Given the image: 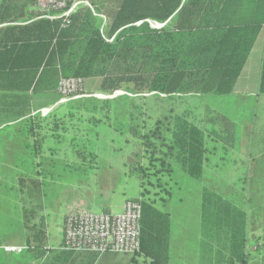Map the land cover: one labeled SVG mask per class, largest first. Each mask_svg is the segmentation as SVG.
<instances>
[{
    "label": "trees",
    "instance_id": "obj_1",
    "mask_svg": "<svg viewBox=\"0 0 264 264\" xmlns=\"http://www.w3.org/2000/svg\"><path fill=\"white\" fill-rule=\"evenodd\" d=\"M86 1L91 6L81 4L67 22L38 14L28 25L7 27L31 37L0 47V92L13 98L15 104L5 105L11 111L5 122H16L21 134L32 139L30 154L36 156L44 137L38 121L30 116L35 96L62 99L58 92L62 77L81 78L83 94L125 91L112 98L84 96L62 103L52 112L65 111L67 115H54L51 130L59 137L61 131L65 135L79 127L73 121L84 119L81 116L108 122L113 113H123L128 134L136 141L130 152L129 171L140 180L142 196L151 188L155 190L154 198H134L142 199L143 208L141 248L136 255L142 254L152 264H168L170 219L161 206L172 196L176 167L202 179L210 154L217 152L216 147L208 146L209 139L220 142L225 150L232 148L237 124L211 107H205L202 113H197V107H187L150 127L144 93L166 94L171 99L231 94L247 56L242 55L243 39L255 37L263 23L259 19L242 27L225 24L226 7L236 0ZM261 7L262 13L264 4ZM100 14L107 17V23ZM148 18L160 23L170 21L155 29L146 21ZM139 21L143 22L137 24ZM259 92L264 94V56ZM66 139L76 159L96 162V152L81 145L79 136ZM43 176V167L32 166L17 174L15 186L25 189L30 202L36 201L44 195ZM203 194L204 208H208L216 193L206 187ZM36 203L35 208L26 207L21 216L28 236L20 255L51 264L45 216H38ZM43 206L42 201L39 208ZM3 251L0 262L7 252Z\"/></svg>",
    "mask_w": 264,
    "mask_h": 264
},
{
    "label": "rangeland",
    "instance_id": "obj_2",
    "mask_svg": "<svg viewBox=\"0 0 264 264\" xmlns=\"http://www.w3.org/2000/svg\"><path fill=\"white\" fill-rule=\"evenodd\" d=\"M248 1L249 7L252 1H257L259 5L264 4V0ZM107 20V17L106 19L103 18L104 23H107ZM104 34L107 36V28ZM144 95H146V120L150 127L172 112L180 111L183 107L187 108L186 103H188L199 104L201 111L197 113H202L205 107L221 108L228 112L238 124L239 139L243 131L250 127V120L253 118L255 121V145L260 138L261 131L264 130V97L262 96L257 98L247 96L245 93L208 95L200 98L185 97L188 100L186 101L180 100L184 98L171 99L166 94H156V92L153 94L152 92L144 93ZM97 117L101 118L100 115ZM126 120L127 118L120 112L113 113L108 122L105 119L93 122L88 118L73 121L78 122L80 126L73 128V130L70 129L68 134H65L66 138L72 136H79V139L86 137L83 144L97 153L96 168L87 164V161L82 163V160L76 159L71 152V144L67 142L63 143V146L65 143L69 145L67 147L69 150L67 161L54 163L47 160L40 165L45 172L43 176L45 177L44 195L34 202L43 201L45 203V222L48 224L46 231L51 241L49 247L61 242L63 216L72 207L90 212H102L103 207L108 204L112 213L120 214L125 200L129 197H155V190L152 188L149 193L142 196L140 180L128 173V165L131 163L130 152L136 141L128 134ZM52 132H55L54 129ZM62 135L64 134L61 131L60 136ZM63 139L64 137H60V140ZM16 141L21 144L29 142L25 136L17 138ZM28 153L26 154L28 155ZM62 157L64 158V156ZM254 158V161L250 159H246L245 162L237 161V163L230 161L229 169H225V172L240 171L244 167L248 177L246 185L241 183L229 186L220 184L214 187L215 190L224 192L228 196H239L240 200H243L241 197L243 194L249 195L251 199H254L251 202L252 206L258 201L264 202V155H255ZM20 165L25 166L0 167V240H3L0 247V259L3 258V250L7 251L0 264H42V258H29L27 254L20 255V251L25 249L22 246L25 243L26 229L21 222L22 211L18 207V202L19 199H24L28 204L31 202L25 189L16 188L15 178L17 174L25 172L26 169H31L32 163L27 161ZM173 178L175 184H172V196L165 206H161L162 209L171 213L172 218L173 240L169 264H229V261L225 263V256L215 257L216 252L225 253L226 247L221 248L216 245L209 250L208 243H215L211 239L212 234L209 228L205 226L201 229V241L203 245L207 244L208 248L203 247L201 249L202 259L198 256L196 236L198 225L194 219H196L198 211V195L201 193V186L208 184L207 177L199 181L188 176L180 167H176ZM187 215L194 221L190 225L194 236L190 234L188 242H184L182 241V231H184L185 226L181 224V219ZM184 234L186 238V233ZM10 247H13V250H9ZM131 264L152 263L150 259L139 255L137 261Z\"/></svg>",
    "mask_w": 264,
    "mask_h": 264
},
{
    "label": "crops",
    "instance_id": "obj_3",
    "mask_svg": "<svg viewBox=\"0 0 264 264\" xmlns=\"http://www.w3.org/2000/svg\"><path fill=\"white\" fill-rule=\"evenodd\" d=\"M248 2V0H236L231 4H228L226 7L227 11L223 16V22H225V24L228 26L234 25L242 27L246 26L247 22L249 21L259 22V19H261L260 22L263 23L261 29L258 30L255 37L254 35H249L245 36L243 39L244 44L241 47L242 55L246 54L247 56L234 85V91L231 93V95L245 93L247 96L260 98L261 96L264 97V94L259 92L262 60L264 56V12L261 13L259 11L263 5H259L257 1H252L250 7L248 6ZM38 14L39 12L36 3L33 0H0V30L4 28V31H0V47L10 45L17 41V39L20 40L23 38H30L31 36H26L23 34L22 30L13 28L11 29L7 27L9 25L19 24L21 26L28 25ZM12 19H14V21H11ZM169 21L170 20L165 23L167 24ZM3 95L4 93L0 92V167L25 166L20 164L27 161L31 162L32 166L37 165L38 167H41L40 165L47 160L54 163L57 161H67L69 156V150L67 147L69 145L65 143L63 146L64 142L69 143L66 139V136L64 135V139L60 140V137H63V135L56 137V132H52L51 130V119L54 115H67L65 111H61L59 113L52 112L55 108L59 107L65 102H60L61 99L55 95L52 97L35 96V99L33 98L31 101L30 116L34 117L33 119H35V121H38L37 125L40 127L38 130L41 131L40 133L44 137V140L41 142V145L38 148L39 154H36L35 156L28 153L32 148V139L30 138L29 142H27L29 146L18 143L16 139L24 137L19 131V125L16 124V122H10L9 124H6L5 120L10 118L9 114L11 111L9 110L10 106L7 107L5 105L15 104L12 100L13 98L5 97ZM192 97L200 98L204 96H187V98ZM180 100L188 101L186 98ZM186 105L188 107H197L196 109L201 111L199 104L186 103ZM43 108H52V111L44 115L40 112V110ZM211 109L219 110L234 120V118L231 117L228 112L222 110L221 108L217 109L211 107ZM81 118L85 119V116H81ZM22 119L19 121H22ZM19 121L17 122L20 123ZM254 122L255 121L252 118L250 120V127L243 131L240 139L238 124L236 122L237 131L234 146L232 148H227V150H225V147L220 142H216L213 139H209L208 141V146L216 147L217 152L210 154L203 177L199 180L202 181L206 177L208 179V184L201 186V193L198 195L199 204L197 206V216L196 219H194L198 225L196 236L198 242V256L201 259V249L203 248L201 241V229L205 226L206 228H209L212 234L211 239L215 243H208L209 250L213 249L216 245L221 248L226 247L225 253H215L216 258L225 256V263L229 261V264H263L264 262V202L258 201L252 206L251 202L254 199H251L249 195L243 194L241 196L243 200H240L239 196H228L224 192L215 190L214 188L220 184L225 186L235 183H241L244 185L247 184L248 177L244 171V167L240 171L231 170L229 172H225V169H229L228 164L230 161H233V163H237V161L245 162L246 159L254 161L255 155H264V130L261 131L259 135L260 138L257 140L255 145ZM68 139L71 140L72 137H68ZM80 139L81 145H84L83 141L86 139V137H81ZM26 153H28V155ZM56 155L59 156L57 157ZM62 156H64V158ZM84 162L85 161L82 163ZM86 163L89 164V161ZM95 164L96 162L91 163L90 165L96 168L97 165ZM128 173L133 176L129 171V167ZM206 187L216 193L214 196L211 195L212 203L208 208H204L205 199L203 193L204 188ZM16 188L18 187L16 186ZM134 198L136 197H129L125 200V202ZM257 198L259 199V197ZM167 201L163 206L167 204ZM124 204L122 211L124 209ZM36 206L38 216L41 214L46 216L44 213V208L40 209L38 202L36 203ZM18 207L22 211L21 216H23L26 207L28 209L31 207L35 208V202L33 201L31 204H28L24 199H19ZM75 210L90 212L78 207H72L67 212V214L70 211ZM162 210L168 214L170 219V243L168 250L169 264L172 251L171 244L173 240L172 218L170 212L164 209ZM103 211L112 213L108 204L103 207L102 212ZM67 214L63 216V233L61 242H59V244L49 247V245H51V241L49 240L48 233L45 229L47 237L46 247L48 249L47 255L50 257L51 264H131L132 262L137 261L139 255H142H126L113 252L100 254L91 251H74L63 249L61 245L64 237L65 218L67 217ZM194 221H192L189 215L182 217L181 224L185 226L184 231H182V241L188 242V236L190 234L193 235L190 225L191 222ZM36 222H38V219ZM45 224L47 228L48 224L46 222ZM184 233H186V238ZM27 236L28 232L26 229L24 241L27 239Z\"/></svg>",
    "mask_w": 264,
    "mask_h": 264
},
{
    "label": "built area",
    "instance_id": "obj_4",
    "mask_svg": "<svg viewBox=\"0 0 264 264\" xmlns=\"http://www.w3.org/2000/svg\"><path fill=\"white\" fill-rule=\"evenodd\" d=\"M70 3L69 0H36L39 14L52 20L64 18V22L68 21V17L81 4L90 5L86 0H71ZM100 16L106 19L105 15L100 14ZM146 21L155 29H161L166 24L150 18L146 19ZM141 22L143 21H139L137 24ZM109 40L111 41L112 39ZM82 90L83 80L81 78L62 77L58 85V92L62 95L60 102H66L70 99L84 96L112 98L126 93L123 90H117L112 95H107L102 92L83 94ZM51 111L52 108H43L40 110L44 115ZM141 202L142 199L127 200L120 214L105 211H70L65 219V230L61 247L66 250L91 251L100 254L107 252L126 255L137 254L141 248L143 212ZM9 250H13V247H10Z\"/></svg>",
    "mask_w": 264,
    "mask_h": 264
}]
</instances>
